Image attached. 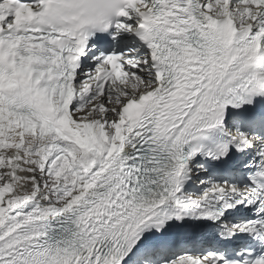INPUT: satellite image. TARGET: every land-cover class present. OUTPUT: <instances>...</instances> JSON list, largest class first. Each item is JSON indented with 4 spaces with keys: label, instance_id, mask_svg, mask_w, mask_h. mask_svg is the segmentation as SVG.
<instances>
[{
    "label": "snow or ice",
    "instance_id": "1",
    "mask_svg": "<svg viewBox=\"0 0 264 264\" xmlns=\"http://www.w3.org/2000/svg\"><path fill=\"white\" fill-rule=\"evenodd\" d=\"M0 264H264V0H0Z\"/></svg>",
    "mask_w": 264,
    "mask_h": 264
}]
</instances>
